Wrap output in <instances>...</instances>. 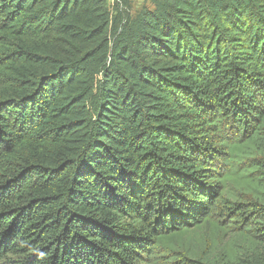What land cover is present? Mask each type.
<instances>
[{"label": "trees", "instance_id": "16d2710c", "mask_svg": "<svg viewBox=\"0 0 264 264\" xmlns=\"http://www.w3.org/2000/svg\"><path fill=\"white\" fill-rule=\"evenodd\" d=\"M0 0V264H264V0Z\"/></svg>", "mask_w": 264, "mask_h": 264}, {"label": "rangeland", "instance_id": "374dc122", "mask_svg": "<svg viewBox=\"0 0 264 264\" xmlns=\"http://www.w3.org/2000/svg\"><path fill=\"white\" fill-rule=\"evenodd\" d=\"M109 4L113 3V0H108ZM133 10L132 13L140 11L144 6H149V3L146 0H132Z\"/></svg>", "mask_w": 264, "mask_h": 264}]
</instances>
